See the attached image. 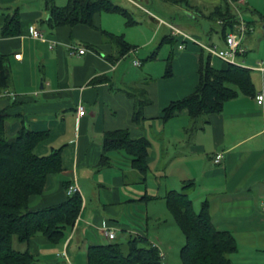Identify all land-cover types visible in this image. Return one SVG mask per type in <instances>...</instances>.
Listing matches in <instances>:
<instances>
[{"label":"crops","instance_id":"obj_1","mask_svg":"<svg viewBox=\"0 0 264 264\" xmlns=\"http://www.w3.org/2000/svg\"><path fill=\"white\" fill-rule=\"evenodd\" d=\"M218 1L209 2L214 6ZM15 2L0 0V29L4 14L9 12L3 4ZM243 6L261 12L258 0H244ZM137 8L150 13L158 24L168 27L164 22L172 23L146 7L148 11ZM203 10L209 13L211 9ZM19 13L21 34L0 36V54L10 56L12 72L10 86L0 94V110L6 108L11 114L6 134L14 136L24 122L35 131H48V136L35 146V154L45 155L63 146V171L48 175L43 193L31 196L29 207L35 210L65 201L69 196L67 186L75 182L83 198L76 224L62 242L52 243L40 234L26 243L27 250L41 264H87L88 246L102 244L95 242L97 237L108 239L102 233L103 227L113 228L116 238L122 231L150 239L152 219L153 228L163 226L162 215L152 211V204L161 205L166 192L182 187L185 180L195 182L189 190L194 205L196 200L210 201L212 221L217 227L244 234L264 231V103L241 94L227 101L221 113L209 115V123L196 131L190 129L187 110L165 122L163 109L192 93L198 84L201 54L196 46L180 52L172 62V76H164L166 66L160 73L140 77L121 68V60L137 46L119 61L111 60L117 49L103 30L118 33L104 26L101 18V13L109 12L96 13L94 26L78 24L56 29L46 23L50 16L47 9ZM245 18L252 26L251 35L253 23ZM33 26L47 40L33 37ZM210 41L225 46L223 39ZM243 44L246 47L245 41ZM72 46H83L87 51L79 54ZM223 64L220 68L227 66ZM254 69L262 73L256 87L258 94H264V61ZM136 88L145 90L151 100L144 108L146 119L139 124L133 121L135 98L128 94ZM79 106L84 107L83 115L79 114ZM118 129H129L133 138L150 140L149 173L155 178L169 180L167 165L170 160L177 164L178 168L173 169L176 185L169 182L161 193L149 185L148 176L145 182L130 179L135 170L123 150L111 151L108 162L101 165L104 134ZM170 147L176 152L174 157L167 156ZM217 154H222L220 162L215 161ZM141 183L144 190L137 186ZM144 195L155 198L140 200Z\"/></svg>","mask_w":264,"mask_h":264},{"label":"trees","instance_id":"obj_2","mask_svg":"<svg viewBox=\"0 0 264 264\" xmlns=\"http://www.w3.org/2000/svg\"><path fill=\"white\" fill-rule=\"evenodd\" d=\"M46 9L50 15L46 20L50 29L78 24L94 26L93 17L98 12L119 13L125 17L127 25L138 23L130 10L112 0H68L63 6L46 0ZM253 13L264 17L262 12ZM4 15L0 36L20 35L19 10ZM204 15L216 22L222 21L219 23V32L223 40L238 21V14L230 0H221ZM103 33L117 49L115 58H111L113 62L119 61L136 47L124 34L106 30ZM172 39V35H167L162 42ZM203 51L206 50L202 49L199 81L195 90L181 99L171 101L163 109L162 115L163 121L167 122L187 110L191 131L204 129L209 123V115L221 113L227 101L241 94L251 97L258 94L251 68L238 64L218 68L212 63V55L208 52L205 58ZM154 57L155 53L150 59ZM9 60V55L0 54V94L11 83ZM172 74L170 57L164 76L170 77ZM128 94L135 98L133 121L142 123L146 119L144 108L151 100L142 88L128 91ZM10 115L6 108L0 110V264H41L29 250L15 249L13 237L16 236L21 243H28L34 236L41 234L52 243L62 242L76 224L83 198L79 192H75L57 205L30 209V197L43 193L48 175L63 171V146L52 148L45 155L35 154V146L48 136V131H35L22 122L18 132L8 137L5 125ZM150 144L146 137L133 138L129 129L106 131L101 165L108 162L111 151L123 150L131 158L132 167L140 174L141 182H145L150 172ZM193 186V180H185L180 190L170 189L163 196L168 210L186 237V243L180 250L182 264H233L230 254L237 250L235 235L229 229L219 228L213 223L208 199L196 211L189 194ZM153 198L155 196L144 195L140 200ZM126 245L127 252H124L123 244L117 241L91 244L87 249V264H163L162 252L147 236L130 235Z\"/></svg>","mask_w":264,"mask_h":264},{"label":"rangeland","instance_id":"obj_3","mask_svg":"<svg viewBox=\"0 0 264 264\" xmlns=\"http://www.w3.org/2000/svg\"><path fill=\"white\" fill-rule=\"evenodd\" d=\"M112 1L130 10L133 13L135 20L138 22L135 25H127L125 17L119 13H101L102 23L104 26L111 27L112 31H115L118 34H125L126 39L131 44L137 46L133 51H131L126 59L121 60V68L125 67L122 71L130 69L131 72H134L135 75L140 77H147L146 75H148V73H160L162 68L163 71L165 70L170 57L173 62L179 56L181 51L188 50V48L192 45L196 46L198 53L201 54L202 47L198 43L194 42V39L203 43H210L212 38L216 42H220L221 40L219 22L203 15L204 13L208 14L203 9L208 10L209 7L210 9L212 7V3L209 2L210 0H181L179 2L166 0H141V3L148 10H150L153 15L172 22L183 32L187 33L189 35L187 40L183 35L173 36L169 27L165 24H158V22L151 18L150 13L138 9L129 2L125 0ZM220 1L221 0L218 2ZM258 1L259 6L257 7H260L259 9L264 13V0ZM67 2L68 0H52V3L58 6L66 5ZM196 5L200 8L194 7ZM45 6L46 0H17L15 3L3 4L4 10L11 13H13L17 8H19L20 11H45ZM240 7L244 10V16H247L252 21L254 31L251 35L247 34L245 36L244 41L246 43V47L248 48V53L244 57L238 58L237 63L252 69V77L257 86L261 80L262 73L256 71L254 67L257 66L259 62L264 61V17L249 11L250 7ZM188 11H190V13ZM190 14H193V16ZM98 21H100V19H98ZM167 35H172L173 39L162 42L164 36ZM179 44H184V47L180 48ZM154 53L155 58L150 59ZM203 55L206 58L208 56V52L203 51ZM135 60H139L142 64L140 66H136L134 64ZM212 63L218 68L224 65L223 62L216 57H212ZM123 154L126 153L124 152ZM175 154L176 152L173 151L172 147H170L169 154L167 156L173 155L172 157H174ZM171 161L172 160H170L167 165L169 169H167L170 177L169 180H166V177L162 179V176H159L157 179L154 177V174L149 173V185L152 184L160 191H162L164 185H167L169 182L172 185H176L173 184L176 183L173 178V173L178 168V165L175 163L172 164ZM129 178L141 181V176L136 171L131 174ZM137 186L143 188V190L145 189L144 183L138 184ZM175 187V189H181V186ZM161 193H163V191ZM159 204L161 205L152 204V208H154L152 211H157L159 215H162L161 222L163 226L161 225V227L153 228L152 219L149 229L150 241L153 242L162 252L163 264H182L180 250L186 243V237L180 227L176 224L173 215L168 210L164 198ZM194 206L196 211H199L201 208L200 200H196ZM232 233L235 235L237 241V250L230 254L233 264H264V231L253 232V234H244L239 231ZM129 238L130 234L119 231L117 238L114 240L97 237L95 238V242L106 244L117 241L123 244V250L124 252H127L126 243ZM13 247L22 251L27 249L26 243L19 242L16 236L13 237Z\"/></svg>","mask_w":264,"mask_h":264},{"label":"built area","instance_id":"obj_4","mask_svg":"<svg viewBox=\"0 0 264 264\" xmlns=\"http://www.w3.org/2000/svg\"><path fill=\"white\" fill-rule=\"evenodd\" d=\"M125 1L129 2L133 6L145 9V7L141 3V0H125ZM230 1L232 2L238 14L237 15L238 21L235 24V26L230 31L227 32L225 40H224V43H225L224 47H221L216 43H203V42H199L197 39H194L193 37L191 38L194 39V42L198 43L202 47V49L209 52L212 55V57H216L222 60L223 62H225L226 64H238L237 59L245 56L247 53V48L243 44V41H244L245 36L252 30V26L250 22L245 18L242 7H240V6H243L244 0H230ZM145 10L148 11L147 9ZM218 22L221 23L222 21L220 20ZM164 23L168 25V27L171 30V34L173 36L183 35L186 40L189 38V35L187 33L183 32L180 28L175 26L173 23H167V22H164ZM31 35L35 38H39L44 41L47 40V38L43 35V33L35 26L31 28ZM179 47L183 48L184 44H179ZM72 48L76 49L79 54H84L87 51V49L83 46H80V47L72 46ZM134 63L137 66H140L142 64L139 60H135ZM238 65H241V64H238ZM259 69H262V68H259ZM8 94L14 95L13 92H8ZM256 99L259 104H263L264 94L263 93L257 94ZM84 113H85L84 107L79 106V114L83 115ZM221 158H222V154H217L215 161L220 162ZM67 192L69 195L75 192H79V186L77 182L69 185L67 188ZM102 233L109 240H114L117 235L116 231L113 228H109V227H103Z\"/></svg>","mask_w":264,"mask_h":264}]
</instances>
